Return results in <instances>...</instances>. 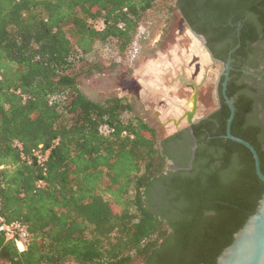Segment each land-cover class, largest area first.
Here are the masks:
<instances>
[{"label":"trees","instance_id":"trees-1","mask_svg":"<svg viewBox=\"0 0 264 264\" xmlns=\"http://www.w3.org/2000/svg\"><path fill=\"white\" fill-rule=\"evenodd\" d=\"M153 4L0 0L2 214L29 231L23 251L0 232V264H215L255 210L264 182L251 151L224 137L230 111L222 96L220 108L192 126L198 141L192 167L170 170L171 152L158 146L156 128L139 115L123 117L131 102L119 96L93 101L79 87L83 69L76 64L110 39L116 61L127 58ZM176 5L191 24L200 14L223 23L243 7L234 20L249 13L264 35V0H176ZM96 20L103 27L96 28ZM245 37L241 31L239 49ZM235 80L232 76L226 88L235 108L231 133L255 147L264 173L263 128L249 122V97L237 93L245 84ZM103 123L114 132L103 135ZM15 141L25 151L40 143L50 147L46 161L21 159ZM40 178L45 185L37 187Z\"/></svg>","mask_w":264,"mask_h":264},{"label":"rangeland","instance_id":"rangeland-1","mask_svg":"<svg viewBox=\"0 0 264 264\" xmlns=\"http://www.w3.org/2000/svg\"><path fill=\"white\" fill-rule=\"evenodd\" d=\"M98 21L94 22L95 26H99ZM177 43H179L178 49L175 50L174 45ZM195 44H198V42L185 25L176 5V0H154L153 6L144 12L141 18V27L137 38L138 49L134 57L116 61L117 50L113 39H110L105 44L97 43L95 52L87 57L88 60L81 61L75 66L76 70L83 69V75L79 79V87L88 99L103 101L108 97L115 96V92H117L116 86L120 85L121 79L126 78V74H129L140 61L153 58L158 51L166 53V51L173 49L172 53L175 52V54H172V60L176 63L174 67L175 76L180 74L182 67H189L187 78L199 81L204 77V68L206 66H211L215 70L216 75H214L213 83H208L203 93L204 98H207L205 102L210 103L206 105V108L197 107V116H200L216 106L215 101L210 99L209 92H215L216 76L220 72L221 65L210 60L208 56H200L197 53L199 50L194 51L195 48L194 50L192 49ZM179 56L181 57L179 58ZM146 78L149 81L151 77L148 75ZM133 82L130 81V84L135 89L136 85ZM140 86L142 85L140 84ZM184 88L188 94L192 92V87L187 85ZM147 91L150 90L147 89ZM130 102L132 103V110L124 112L123 117L126 119L134 115L141 116L156 128L158 146L170 149L164 139L171 136L175 131L182 129L185 126V119H182L183 124L177 125L172 120L161 121L157 119L159 114L156 111L157 104L154 101L153 105L151 104L152 100L151 103H149L150 100L148 101L151 105L143 104L135 98ZM170 161H167L168 165ZM62 264L75 263L65 262Z\"/></svg>","mask_w":264,"mask_h":264},{"label":"flooded vegetation","instance_id":"flooded-vegetation-1","mask_svg":"<svg viewBox=\"0 0 264 264\" xmlns=\"http://www.w3.org/2000/svg\"><path fill=\"white\" fill-rule=\"evenodd\" d=\"M229 8L230 7H228V9ZM242 9L243 7H239L237 12L227 16L226 22L223 23L216 22L212 15L205 18L200 14L199 16L192 17L194 24H191L190 21L184 18L181 14L185 25L189 26L200 35V39L205 42L212 57L215 59L214 62L219 63L221 68L220 72H218L216 76L215 92H209L210 99L215 101L216 106L210 109L209 115L206 118H202L198 122L193 123L190 128L186 126L175 131L171 134V136L176 134L175 137L169 136L167 138L168 141L166 143L170 146L172 156V158L169 159L171 160L169 162V165H171L169 167L170 170H178L180 168L189 169L192 167V161L194 159L193 156L191 160L192 146L196 143L195 150L198 146V141L194 135L192 126L203 120L209 119L210 115L220 108L222 103L221 96L224 99L221 92L222 81L224 79L223 72L225 70V63L228 59L229 51L233 48L234 50L231 53L230 61L231 68L229 70L227 83L232 76H236V85L245 84L244 87L239 88L237 93H244L249 97L252 108L247 112V118L249 119V122H254L256 125L258 123L259 126H262L263 131L259 134V137L262 138L261 145L264 148V35L262 30H260L259 23L253 20L251 16H246L249 13H245V17L238 16L234 20L236 14L240 13ZM247 21H251L253 23L250 22L249 25L245 26ZM252 30L254 32L253 35ZM241 31L246 33L245 39L247 40V44L244 45L245 47L239 49L242 44ZM254 35H256V37L252 39V36ZM235 39L236 43L227 49V47ZM237 44L239 45L237 46ZM226 49V58L222 59L221 56L224 54ZM213 122L214 120L212 119L211 123ZM215 123L216 122L212 125ZM202 130H204V127ZM204 134H206V132H204L203 135ZM159 184H161V182Z\"/></svg>","mask_w":264,"mask_h":264},{"label":"water","instance_id":"water-1","mask_svg":"<svg viewBox=\"0 0 264 264\" xmlns=\"http://www.w3.org/2000/svg\"><path fill=\"white\" fill-rule=\"evenodd\" d=\"M187 28L197 40L198 46L201 48V50L199 49V52H202V54L204 53L210 58V60L214 62L215 59L212 57L205 42L200 39V35L196 31L192 30L189 26H187ZM238 45L239 44H237V46ZM233 50L234 48L229 51V56L225 63V70L223 72L224 79L222 81L221 88L222 95L230 111L226 120L224 137L246 146L251 151L254 159L255 172L257 176L264 182V173L261 170L259 155L255 147L247 140L231 133V122L234 117L235 108L233 100L226 94V84L229 78V70L231 68V53ZM205 71H207L206 68ZM178 80L182 82V84L192 87V92L189 94V96H187L188 109L184 111L181 118L178 120L172 119V121L177 125L181 123L182 119H185L187 127L190 128L193 123L198 122L200 119L206 118L209 115V112H206L200 117L197 116L199 87L203 80L202 78L199 81L185 80L183 73L178 75ZM195 147L196 143L192 146L191 160L194 156ZM215 264H264V192L258 200V204L253 213H251L244 221L242 226L233 233L232 241L227 246H225L221 253L217 256Z\"/></svg>","mask_w":264,"mask_h":264},{"label":"crops","instance_id":"crops-1","mask_svg":"<svg viewBox=\"0 0 264 264\" xmlns=\"http://www.w3.org/2000/svg\"><path fill=\"white\" fill-rule=\"evenodd\" d=\"M178 44L179 43L174 45L175 50L178 49ZM192 49L194 51L201 50L198 44L193 45ZM172 51L173 49L166 51V53L158 51L153 58L146 61H140L129 74H126V78L121 79L120 85L116 86L117 92H115V96L126 97L129 102L135 98L139 102L148 105H153L154 101L157 104L156 111L159 114V117L157 118L158 120H164L167 122L172 119L178 120L181 118L184 111L188 109L187 96H189V94L184 88L187 85L182 84V82L177 79L178 75L175 76L174 74L176 63L172 60V54H175V52L172 53ZM197 53H199L200 56L203 55L206 57L202 52ZM180 57L181 56H179V58ZM205 68L207 71H205ZM205 68L204 76H206L202 78L203 81L199 87L200 95L198 101V107L201 106L203 108H206V104H208L207 101L205 102V99L207 98H204L205 96H203V93L208 86V83H213V79H215L214 75H216L213 67L206 66ZM188 71L189 67H182L180 70V74L183 73L185 80H189L187 78ZM148 75L151 77L149 81L146 78ZM130 81H134L133 83L136 85L135 89L132 88ZM140 84L142 86H140ZM145 88L150 91H147ZM149 100V103H151L152 100L151 104L148 103ZM180 124H183V120ZM184 124V127H186L187 124L185 121Z\"/></svg>","mask_w":264,"mask_h":264},{"label":"built area","instance_id":"built-area-1","mask_svg":"<svg viewBox=\"0 0 264 264\" xmlns=\"http://www.w3.org/2000/svg\"><path fill=\"white\" fill-rule=\"evenodd\" d=\"M99 26H95L96 28H101L103 27L104 23L103 21L99 20L98 21ZM119 27H122V24H119ZM141 27V24L139 25L137 29V33L134 36L130 48L127 53V59L133 58L135 55V52H137V38H138V33H139V28ZM1 79V75H0ZM115 128L108 124V123H103L99 126V131L103 135H109L112 132H114ZM123 134L127 135L126 131H123ZM58 143V139H56L53 143L52 146ZM15 145L18 147L20 151V157L21 159L25 160L28 163L35 162L37 164L43 165V163L46 161L48 157V153L50 150L49 148H45L42 143L38 144L35 147H32L29 151H25L22 147V145L15 141ZM3 166L0 165V168ZM45 185V181L40 178L36 181V186L37 187H42ZM0 232L8 239H11L14 241L17 249L19 251H23L26 248V242L29 238V231L25 223H23L20 220H11L7 221L5 220L3 214H2V200H1V195H0Z\"/></svg>","mask_w":264,"mask_h":264}]
</instances>
